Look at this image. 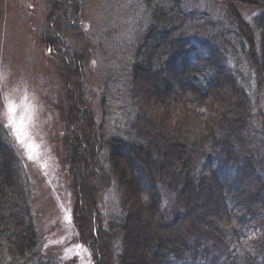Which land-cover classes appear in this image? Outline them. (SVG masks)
Masks as SVG:
<instances>
[{
	"label": "trees",
	"instance_id": "1",
	"mask_svg": "<svg viewBox=\"0 0 264 264\" xmlns=\"http://www.w3.org/2000/svg\"><path fill=\"white\" fill-rule=\"evenodd\" d=\"M195 1L207 8L201 20H215L209 38L191 40L190 15L198 10L191 13L188 3L194 0H143L151 11L149 27L135 32L122 55L107 59L110 70L123 68L134 91L153 102L158 117L145 142L105 135L89 108L81 109V122L73 106L67 121L73 222L93 264H264L263 243L256 258L239 246L238 258L232 255L237 222L246 217L240 215L264 207V122L257 121L253 103L254 93L264 92V0ZM45 5L48 47L59 50L68 81L82 90L79 78L92 43L81 34L82 47L72 51L56 30L79 35L85 3ZM244 9L254 13L250 19ZM232 44L243 48L257 91L232 65ZM75 96L79 107L86 106L83 94L82 102ZM17 166L0 120V264H61L44 251L32 210L28 216L14 210ZM106 169L123 193L121 219L103 215L96 179ZM164 191L176 204L171 215L163 210Z\"/></svg>",
	"mask_w": 264,
	"mask_h": 264
},
{
	"label": "rangeland",
	"instance_id": "2",
	"mask_svg": "<svg viewBox=\"0 0 264 264\" xmlns=\"http://www.w3.org/2000/svg\"><path fill=\"white\" fill-rule=\"evenodd\" d=\"M81 2L85 3L86 15L80 16L84 19V30L80 33L77 27L79 35L75 37L63 27L56 30L72 51L82 47L81 34L92 43L83 80L78 77L82 83L78 86L83 89L76 90L68 81L70 72L67 73L62 59L56 56L58 49L48 47L50 31L45 0H0V120L10 133L18 159L14 210L26 216L32 210L44 251L61 264H93L92 254L81 242L73 222L76 192L69 169L67 127L71 114L74 116L73 106L80 109L81 122L84 119L81 109L89 108L105 135L134 141L145 142L148 125L158 117L152 100L141 90L134 91L129 77L121 73L125 70L117 66L110 70L107 64L108 57L115 52L122 55L133 44L135 32L149 27L150 8L143 0ZM190 3L191 13L198 10L190 15V28L194 29L190 31L191 40L209 38L208 30L215 22L213 16H209L212 20L206 19L210 22L207 25L201 20L207 8L195 0ZM244 13L249 19L254 14L248 9ZM103 42L107 49L103 48ZM232 46L235 49L228 47L232 65L242 69L247 87L257 91L255 73L243 48ZM61 52L65 55L67 51ZM71 67H75L74 62ZM76 91L81 102L83 94L86 106L76 104ZM253 103L257 121L264 122V92L254 93ZM96 183L101 189L99 201L104 218H123V193L111 171H102ZM175 206L172 194L164 191V212L171 215ZM246 211L240 215L246 216L245 219L240 224L237 222L232 245V255L236 258L238 246L256 258L259 247L264 244V207L261 212Z\"/></svg>",
	"mask_w": 264,
	"mask_h": 264
}]
</instances>
